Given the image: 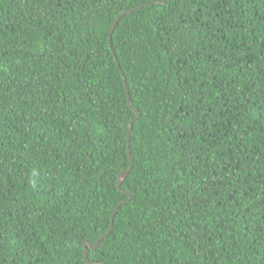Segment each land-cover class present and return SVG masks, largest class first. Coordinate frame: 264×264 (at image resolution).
Returning a JSON list of instances; mask_svg holds the SVG:
<instances>
[{"label":"trees","instance_id":"16d2710c","mask_svg":"<svg viewBox=\"0 0 264 264\" xmlns=\"http://www.w3.org/2000/svg\"><path fill=\"white\" fill-rule=\"evenodd\" d=\"M0 264H264V0H0Z\"/></svg>","mask_w":264,"mask_h":264},{"label":"water","instance_id":"95a60500","mask_svg":"<svg viewBox=\"0 0 264 264\" xmlns=\"http://www.w3.org/2000/svg\"><path fill=\"white\" fill-rule=\"evenodd\" d=\"M117 18H119V17H117ZM116 21H117V19L114 21V23H113V25H112V28H113V26H114V24H115ZM112 28H111V29H112ZM122 81H123V85H124V88H125L126 97H127V99H128V104H129L130 107H132V106H131V102H130V100H129V92H128V88H127V85H126V81H125V79H124L123 76H122ZM135 113H136V117H137V116H138V112H137L136 110H135ZM136 117H135V118H136ZM135 118H133V119H131V120L129 121L128 128H127V133H126L127 151H128V156H129V160H130V162H131V156H130V151H129V146H128V142H129V133H130V127H131V124H132V122L135 120ZM130 165H131V164H130ZM128 170H129V169H128ZM128 170H127V171H122V172L119 174L118 179H117V184H116L117 187L119 186L120 182L124 179V177H125L126 173L128 172ZM123 202H124V201H121V202L119 203V205H121ZM119 205H118V206H119ZM116 209H117V207L114 208L113 211H112V213H111V216H110V224H109V229H108V231H107L104 235H102L101 237H99V238L95 241V243H94L93 245H91V243L88 242V241H86L85 243H83V259H84L85 262H87V257H86V255H87V250H86V248H85V247H86L85 245H87L89 248L95 249V248L98 246L100 240L108 235V233L110 232V229H111V227H112L113 218H114V215H115Z\"/></svg>","mask_w":264,"mask_h":264}]
</instances>
